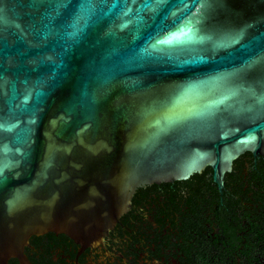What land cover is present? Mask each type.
<instances>
[{"label": "water", "instance_id": "obj_1", "mask_svg": "<svg viewBox=\"0 0 264 264\" xmlns=\"http://www.w3.org/2000/svg\"><path fill=\"white\" fill-rule=\"evenodd\" d=\"M0 264L100 242L142 186L264 152V0H0ZM78 29V30H77Z\"/></svg>", "mask_w": 264, "mask_h": 264}, {"label": "flooded vegetation", "instance_id": "obj_2", "mask_svg": "<svg viewBox=\"0 0 264 264\" xmlns=\"http://www.w3.org/2000/svg\"><path fill=\"white\" fill-rule=\"evenodd\" d=\"M23 254L28 264H264V152L238 156L221 187L206 168L138 188L95 245L46 233Z\"/></svg>", "mask_w": 264, "mask_h": 264}, {"label": "snow or ice", "instance_id": "obj_3", "mask_svg": "<svg viewBox=\"0 0 264 264\" xmlns=\"http://www.w3.org/2000/svg\"><path fill=\"white\" fill-rule=\"evenodd\" d=\"M38 2H43V0H38ZM74 2H78L80 9L82 11H90L91 6L94 4V0H57L61 9H66L70 7ZM2 9H0V20L3 19ZM78 30V29H77Z\"/></svg>", "mask_w": 264, "mask_h": 264}, {"label": "rangeland", "instance_id": "obj_4", "mask_svg": "<svg viewBox=\"0 0 264 264\" xmlns=\"http://www.w3.org/2000/svg\"><path fill=\"white\" fill-rule=\"evenodd\" d=\"M103 257H104V255H103ZM103 260H104V258H100V259H99V262H101V261H103Z\"/></svg>", "mask_w": 264, "mask_h": 264}, {"label": "trees", "instance_id": "obj_5", "mask_svg": "<svg viewBox=\"0 0 264 264\" xmlns=\"http://www.w3.org/2000/svg\"><path fill=\"white\" fill-rule=\"evenodd\" d=\"M9 264H16V262H14V261L12 262V261H11V262H9Z\"/></svg>", "mask_w": 264, "mask_h": 264}]
</instances>
